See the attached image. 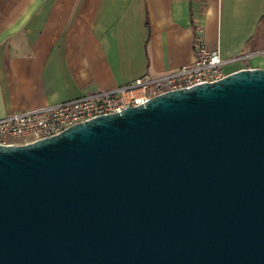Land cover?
I'll use <instances>...</instances> for the list:
<instances>
[{"label":"water","instance_id":"water-1","mask_svg":"<svg viewBox=\"0 0 264 264\" xmlns=\"http://www.w3.org/2000/svg\"><path fill=\"white\" fill-rule=\"evenodd\" d=\"M0 264H264V70L0 145Z\"/></svg>","mask_w":264,"mask_h":264},{"label":"crops","instance_id":"crops-1","mask_svg":"<svg viewBox=\"0 0 264 264\" xmlns=\"http://www.w3.org/2000/svg\"><path fill=\"white\" fill-rule=\"evenodd\" d=\"M264 70V0H0V118L193 62Z\"/></svg>","mask_w":264,"mask_h":264},{"label":"built area","instance_id":"built-area-1","mask_svg":"<svg viewBox=\"0 0 264 264\" xmlns=\"http://www.w3.org/2000/svg\"><path fill=\"white\" fill-rule=\"evenodd\" d=\"M193 53V62L175 71L156 77L144 75L112 90L95 91L56 105L0 118V145L33 143L56 136L74 124L137 107L165 92L219 81L227 75L224 66L251 57L250 54H242L223 60L217 49L210 51L200 42L193 43ZM258 54L264 55V51Z\"/></svg>","mask_w":264,"mask_h":264}]
</instances>
